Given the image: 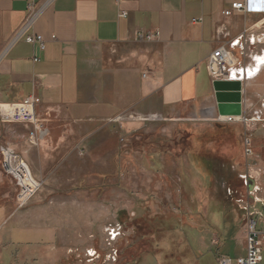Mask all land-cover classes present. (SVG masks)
<instances>
[{
  "label": "rangeland",
  "instance_id": "374dc122",
  "mask_svg": "<svg viewBox=\"0 0 264 264\" xmlns=\"http://www.w3.org/2000/svg\"><path fill=\"white\" fill-rule=\"evenodd\" d=\"M256 35L264 39V23ZM259 44L256 39L250 49ZM211 105L158 114L160 120L149 122L126 117L124 127L117 117L103 122L90 136L91 157L80 148L59 152L45 168L41 189L21 209L13 184L0 172V239L11 238L10 257H17L16 264H213L219 256L243 257V209L264 194V123L236 124L251 139L248 168L210 161L208 171L200 165L195 170L185 132L235 125L218 123L214 97ZM24 127L0 121V147L22 156L30 132ZM204 146L221 157L232 147ZM236 174L247 175L248 182ZM233 176L241 181L234 188L228 183ZM253 186L261 192L248 194ZM254 210L264 217L261 204Z\"/></svg>",
  "mask_w": 264,
  "mask_h": 264
},
{
  "label": "crops",
  "instance_id": "0c3cea01",
  "mask_svg": "<svg viewBox=\"0 0 264 264\" xmlns=\"http://www.w3.org/2000/svg\"><path fill=\"white\" fill-rule=\"evenodd\" d=\"M240 1L0 0V104L34 97L37 117L47 130L37 139L31 127H24L30 132L20 156L33 178L44 181L45 168L59 159V152L80 148L90 158V136L123 113L182 115L198 105L212 106L207 59L223 42H237L244 28L249 29L247 53L236 71L244 81L243 116L264 123L257 121L264 119V39L256 35L264 17H223V11ZM30 6L43 10L26 35L13 43ZM120 13L127 16L120 18ZM196 19L201 23H192ZM247 21L251 24L246 27ZM137 31L157 33V38L137 42ZM28 35L41 36L44 50L27 44ZM256 39L260 44L252 50ZM232 51L236 54L237 48ZM233 127L244 134L231 145L227 159L233 169H246V131ZM11 241L9 236L0 239V264H16L17 257L8 252ZM218 258L222 256L214 263Z\"/></svg>",
  "mask_w": 264,
  "mask_h": 264
},
{
  "label": "built area",
  "instance_id": "2783aa9c",
  "mask_svg": "<svg viewBox=\"0 0 264 264\" xmlns=\"http://www.w3.org/2000/svg\"><path fill=\"white\" fill-rule=\"evenodd\" d=\"M138 1V0H127ZM34 6L28 8V15L25 22L19 32L16 34L13 43L18 39L26 35L29 28L36 20L43 7L34 10ZM238 13L243 16L248 15H261L264 17V0H241L240 2H234L231 4L230 9L223 11L222 15L225 18L231 17L233 14ZM126 13H120V18H125ZM201 19L193 20L192 23H201ZM255 26V25H254ZM249 29H245L241 38L237 42L226 41L218 46L208 57L206 66L207 72L211 82L215 81H239L242 83L241 77L236 74L238 68H240L241 61L245 59L247 53V38L246 35ZM157 38V33H145L143 31H137L134 34V39L137 42H152ZM27 44H36L39 50H44V40L41 36L28 35L25 37ZM235 44V45H234ZM237 48V53L234 54L232 48ZM35 61V60H34ZM244 82V81H243ZM127 113V112H126ZM133 116L141 122H149L158 120L161 115H147L139 116L134 113H125L118 116L115 120L118 123H124V118L131 120ZM160 120V119H159ZM0 121L7 124H20L26 127H31L37 139L44 136L47 133L46 127L37 117L36 113V100L34 97H28L20 103L15 104H0ZM134 121V120H133ZM137 121V120H135ZM218 123L227 124H243L246 122H252V120L246 119L243 115L241 117H220L217 116ZM243 145V157L249 159L253 156V148L251 139L248 135H245L242 139ZM0 171L3 175L11 179L15 186L16 195L15 202L17 209H21L27 206L30 200L41 189L42 184L33 178L27 164L24 162L19 154H16L13 150L7 147H0ZM247 175H239L243 182L247 183ZM259 188L253 186L248 193L253 195L259 192ZM253 205H247L243 210L245 212V251L244 256L238 259L232 258H218L214 264H261L262 263V250L264 247V232L257 230L258 219L263 220L261 213L254 210L256 204H261L264 207V195L263 199H253Z\"/></svg>",
  "mask_w": 264,
  "mask_h": 264
},
{
  "label": "trees",
  "instance_id": "16d2710c",
  "mask_svg": "<svg viewBox=\"0 0 264 264\" xmlns=\"http://www.w3.org/2000/svg\"><path fill=\"white\" fill-rule=\"evenodd\" d=\"M185 132V131H184ZM186 138L184 142L187 144V147H185L186 155L187 157H190V160H192V163L194 164L193 167L195 170H197L198 166H202L205 168V170L208 171V163L210 161H218L221 163H230L227 157H221L220 155L215 154L214 152H210L206 150L205 144L207 143H216L219 145H222L221 147L227 145V144H233L235 146L237 142L239 141V138L241 140V135L243 136L244 131L236 128V127H230V126H222L219 124H216L213 126V129L206 128L200 132H185ZM243 133V134H242ZM183 140V139H182ZM264 146V144H263ZM232 153V152H231ZM224 155V154H223ZM179 161L180 159H176ZM210 175V172H208ZM229 185L234 187H237L238 184L241 183L237 179V177L233 176L228 181ZM171 229H173V232H177L178 225H170ZM166 227L165 224H163V228Z\"/></svg>",
  "mask_w": 264,
  "mask_h": 264
},
{
  "label": "water",
  "instance_id": "95a60500",
  "mask_svg": "<svg viewBox=\"0 0 264 264\" xmlns=\"http://www.w3.org/2000/svg\"><path fill=\"white\" fill-rule=\"evenodd\" d=\"M217 115L220 117H241L242 84L239 81H215L212 83Z\"/></svg>",
  "mask_w": 264,
  "mask_h": 264
}]
</instances>
